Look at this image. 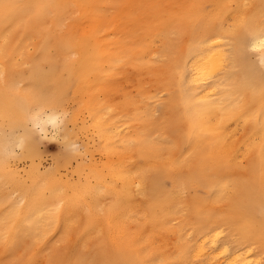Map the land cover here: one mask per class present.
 I'll return each instance as SVG.
<instances>
[{
  "label": "bare ground",
  "instance_id": "obj_1",
  "mask_svg": "<svg viewBox=\"0 0 264 264\" xmlns=\"http://www.w3.org/2000/svg\"><path fill=\"white\" fill-rule=\"evenodd\" d=\"M61 124L77 179L19 171ZM40 260L264 264V0H0V264Z\"/></svg>",
  "mask_w": 264,
  "mask_h": 264
},
{
  "label": "rangeland",
  "instance_id": "obj_2",
  "mask_svg": "<svg viewBox=\"0 0 264 264\" xmlns=\"http://www.w3.org/2000/svg\"><path fill=\"white\" fill-rule=\"evenodd\" d=\"M106 11L107 15H113L114 13H116V10L113 8V5H110L108 10ZM139 81L146 84L150 82L149 77H135V74L131 72L128 78L127 76H125L121 78V80H118V82L110 86L109 92L107 91L104 95H107V97L104 98L103 96L102 98H104L106 102L116 103L121 101L123 93L127 92L128 94H130V96H135L138 91V84H140ZM75 107V104H71L69 106V110L65 115L66 119L70 116L71 112L75 109ZM158 114L160 115V113ZM158 114L156 113L155 115L158 116ZM62 126V124L59 125V132L58 126L56 128L53 126H48L47 131L45 133H37V136L34 138L33 141L36 153L29 158L21 157V150L18 147H14L16 154V158L13 160L14 166L19 171L24 173L28 171L32 163H36L40 165L42 172L47 173L52 170L57 161L68 159L66 167L61 169V174L64 177L68 176L69 178L76 180L77 174L75 173V170L77 166L82 162V160L81 157L70 158L69 155L71 154V149L66 146L63 140V136L60 129ZM95 156L98 161L103 160V157L100 153H96ZM80 229L81 228L78 224L76 225V227L75 225H70L68 228H61L60 231L56 235H54L55 237L51 239V242L55 247L72 246L76 244V239L80 237ZM163 239V237H158L157 244H162ZM171 241L172 239L169 238L165 242L171 244ZM80 243H83V241H80ZM167 248L172 249V245H168ZM42 263V260L38 262V264Z\"/></svg>",
  "mask_w": 264,
  "mask_h": 264
}]
</instances>
